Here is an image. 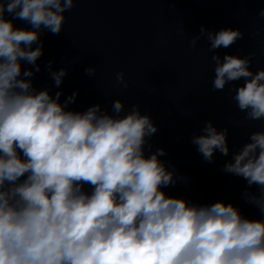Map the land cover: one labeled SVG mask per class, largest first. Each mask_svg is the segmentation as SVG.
I'll return each instance as SVG.
<instances>
[{"label":"clouds","instance_id":"clouds-1","mask_svg":"<svg viewBox=\"0 0 264 264\" xmlns=\"http://www.w3.org/2000/svg\"><path fill=\"white\" fill-rule=\"evenodd\" d=\"M77 2L0 0V264H264V218H246L232 203L195 204L163 191L184 178L159 159L164 149L145 155L158 129L138 105L123 116L119 99L113 114L100 104L73 111L77 92L61 103V92L33 87L41 34H59ZM202 37L213 53V91L243 79L229 89L231 98L243 122L264 121V68L251 70L252 53L221 59L215 51L243 33L202 26L190 45ZM46 67L59 88L67 69L52 71L51 61ZM85 72L94 76L96 68ZM116 80L128 88L124 72ZM202 132L192 143L205 161L217 151L229 155L227 128L207 121ZM223 171L256 186L243 199L264 217V130L249 133Z\"/></svg>","mask_w":264,"mask_h":264}]
</instances>
